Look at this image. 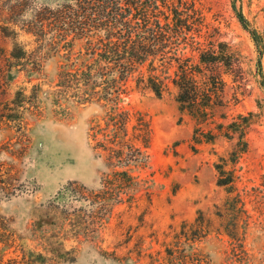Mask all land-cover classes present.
I'll use <instances>...</instances> for the list:
<instances>
[{
    "label": "rangeland",
    "instance_id": "obj_1",
    "mask_svg": "<svg viewBox=\"0 0 264 264\" xmlns=\"http://www.w3.org/2000/svg\"><path fill=\"white\" fill-rule=\"evenodd\" d=\"M63 1L0 0V264H264V0H197V35L224 57L200 76L225 83L203 121L180 111L171 84L157 97L129 81L122 105L153 132L119 203L104 194L123 168L89 137L103 103L59 85L63 67L90 58L89 37L55 26Z\"/></svg>",
    "mask_w": 264,
    "mask_h": 264
},
{
    "label": "trees",
    "instance_id": "obj_2",
    "mask_svg": "<svg viewBox=\"0 0 264 264\" xmlns=\"http://www.w3.org/2000/svg\"><path fill=\"white\" fill-rule=\"evenodd\" d=\"M196 2L64 0L60 4L55 19L59 34L72 32L75 37H89L87 50H90V58L74 70L63 67L59 85L74 89L77 100L82 103H103L105 115L101 123L90 128L89 137L94 149L105 154L109 167L123 168L113 178L118 183V191H105V200L121 202L122 192L135 190L138 184L135 172L149 165L151 120L144 111L122 105L124 97L130 94L129 81L132 78L137 87L143 85L157 97H161L171 84L177 90L180 111L189 112L198 121L208 117L219 90L224 87V80L215 74L206 81L200 77L206 74L205 68L212 72L224 57L213 39L205 43L200 40L205 36L197 35L194 27ZM237 14L247 28L248 20L244 14ZM251 33L261 55L263 39L255 30ZM188 51L197 55V62L194 55H187ZM171 70L173 73L166 76ZM213 138L215 135L210 140ZM247 146L246 142L245 149ZM217 168L223 172L221 166ZM113 179L107 181V186ZM232 183L231 176L217 181L219 186ZM135 199L132 195L130 203ZM228 235L235 238L230 233ZM31 255L34 257L33 253ZM29 260L13 259L10 264H32Z\"/></svg>",
    "mask_w": 264,
    "mask_h": 264
}]
</instances>
